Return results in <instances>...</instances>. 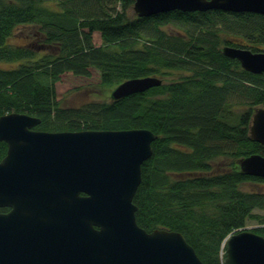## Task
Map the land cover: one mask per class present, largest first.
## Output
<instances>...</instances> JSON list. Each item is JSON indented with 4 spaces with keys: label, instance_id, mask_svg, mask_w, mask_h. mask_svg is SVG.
Here are the masks:
<instances>
[{
    "label": "trees",
    "instance_id": "trees-1",
    "mask_svg": "<svg viewBox=\"0 0 264 264\" xmlns=\"http://www.w3.org/2000/svg\"><path fill=\"white\" fill-rule=\"evenodd\" d=\"M134 3L0 0V61L15 63L0 68V116L28 113L41 118L36 129L52 132L152 130L158 137L134 197L138 224L179 231L205 264H224L226 238L250 220L264 224L255 213L264 209V177L239 165L264 155L250 134L255 108L264 106V73L245 70L223 47L264 50V15L213 9L140 17ZM93 68L105 87L190 74L119 100L62 105L61 76H90ZM7 150L0 141V161ZM252 230L264 236V225Z\"/></svg>",
    "mask_w": 264,
    "mask_h": 264
},
{
    "label": "water",
    "instance_id": "water-1",
    "mask_svg": "<svg viewBox=\"0 0 264 264\" xmlns=\"http://www.w3.org/2000/svg\"><path fill=\"white\" fill-rule=\"evenodd\" d=\"M140 17L162 12L219 9L264 15V0H135ZM225 56L264 73V50L226 45ZM157 76L117 85L113 100L161 86ZM41 118L0 116V264H205L183 233L147 231L134 197L142 165L157 134L148 128L44 131ZM253 140L264 145V106L255 108ZM243 172L264 177V155L239 160ZM224 264H264V236L243 228L225 240Z\"/></svg>",
    "mask_w": 264,
    "mask_h": 264
},
{
    "label": "rangeland",
    "instance_id": "rangeland-1",
    "mask_svg": "<svg viewBox=\"0 0 264 264\" xmlns=\"http://www.w3.org/2000/svg\"><path fill=\"white\" fill-rule=\"evenodd\" d=\"M52 8H56L54 2H50ZM132 12H135L133 8ZM169 28V27H167ZM171 31L176 32L178 29L174 27L169 28ZM17 42V36L13 38ZM94 40L97 45L102 43V37L99 32L94 33ZM18 63V62H17ZM14 62L0 61V68H9L13 66ZM188 71L174 72L169 77H163L164 83L170 82L172 79H179L185 75H189ZM114 86H103L101 84V76L98 70L93 68L90 76H79L72 72H65L61 79L57 82V91L59 101L64 106H80L88 101H109L111 100V92ZM248 187V185L246 186ZM264 189V188H262ZM255 213L264 216V209H256ZM263 223L253 219L250 220L245 226L246 229H254L263 226Z\"/></svg>",
    "mask_w": 264,
    "mask_h": 264
}]
</instances>
